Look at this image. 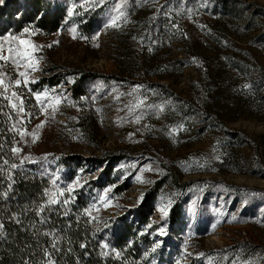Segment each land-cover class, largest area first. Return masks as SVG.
Segmentation results:
<instances>
[{
  "label": "rangeland",
  "instance_id": "rangeland-1",
  "mask_svg": "<svg viewBox=\"0 0 264 264\" xmlns=\"http://www.w3.org/2000/svg\"><path fill=\"white\" fill-rule=\"evenodd\" d=\"M227 2L214 16L213 0H82L105 12L89 37L75 26L0 37L17 158L49 168L79 158L86 170L53 184L60 200L103 177L99 161L122 156L91 216L102 227L134 220L156 194L149 222L164 237L182 207L183 239L163 264H264V0ZM79 73L91 82L78 101Z\"/></svg>",
  "mask_w": 264,
  "mask_h": 264
},
{
  "label": "trees",
  "instance_id": "trees-1",
  "mask_svg": "<svg viewBox=\"0 0 264 264\" xmlns=\"http://www.w3.org/2000/svg\"><path fill=\"white\" fill-rule=\"evenodd\" d=\"M213 1L214 16L229 4L228 0ZM104 18L103 8L83 5L82 0H8L0 8V37L26 28L53 35L72 26L89 37L101 30ZM53 80L44 79L42 88L54 85ZM74 80L73 96L79 101L88 96L85 91L91 79L79 73ZM20 126L18 113L0 91V264H163L178 251L184 215L177 205L171 211V227L164 237L159 234L163 242L153 250V237H160L149 222L156 194H149L134 220L125 217L102 227L91 216L96 191L116 184L119 172H114L113 163L124 160L122 156L99 161L107 166L103 177L49 204L54 182L74 179L86 169L77 157L64 159L58 168L17 158L13 149ZM97 164L88 161L87 166ZM54 171L64 176L55 177Z\"/></svg>",
  "mask_w": 264,
  "mask_h": 264
},
{
  "label": "snow or ice",
  "instance_id": "snow-or-ice-1",
  "mask_svg": "<svg viewBox=\"0 0 264 264\" xmlns=\"http://www.w3.org/2000/svg\"><path fill=\"white\" fill-rule=\"evenodd\" d=\"M103 2V0H97V4H99V3H102ZM124 5L123 4H121L119 7H116L114 10L118 13V15L117 16H115V17H112V26H116V22H117V20H119V18H120V16H122V15H124V13L121 11V8L123 7ZM27 31V30H26ZM73 31H75L74 29H73ZM12 39H18V38H16V37H13ZM20 43H25V41H20ZM15 51H17V50H14V49H9V52L11 53V52H15ZM19 54V53H18ZM0 59H4L5 61H7V59H8V57H4V56H0ZM21 59H23V57H21ZM15 64H17V66H20V61H18V60H14L13 61ZM35 70V69H34ZM20 75L21 76H25L26 75V73H20ZM25 82H27V81H25ZM15 84L16 85H19L20 84V81L19 80H17V81H15ZM0 85H4V91L6 92L7 91V85H5L4 84V79H3V74H0ZM13 95H15V94H13ZM40 99V96L38 95L37 96V100H39ZM22 103V102H21ZM55 103H59V100L57 99L56 101H55ZM14 108L16 107V105H12ZM21 111H22V108H21ZM53 111H55V108L53 107ZM33 135V140H35V138H36V136H35V133H33L32 134ZM21 136H23V133H21ZM13 151L14 152H19L20 151V149L19 148H14L13 149ZM5 164H7V161H5L4 162ZM11 167L12 168H15L16 167V165L15 164H12L11 165ZM63 193H61V195H62ZM59 201L55 198V194H51L50 195V197H49V201H48V203L49 204H54V203H58ZM65 203H67V201H65ZM162 211H164V209H162Z\"/></svg>",
  "mask_w": 264,
  "mask_h": 264
}]
</instances>
